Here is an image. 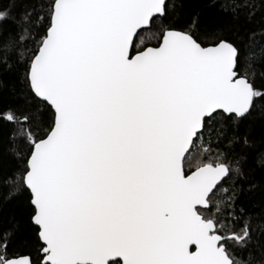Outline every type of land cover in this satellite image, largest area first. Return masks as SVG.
I'll list each match as a JSON object with an SVG mask.
<instances>
[{
    "label": "snow or ice",
    "instance_id": "6c2138e0",
    "mask_svg": "<svg viewBox=\"0 0 264 264\" xmlns=\"http://www.w3.org/2000/svg\"><path fill=\"white\" fill-rule=\"evenodd\" d=\"M13 8L0 73L23 68L39 106L0 107L19 161L0 201L27 194L36 250L10 251L0 225V264H264L240 127L264 101V48L152 33L166 0H12L0 21Z\"/></svg>",
    "mask_w": 264,
    "mask_h": 264
},
{
    "label": "trees",
    "instance_id": "16d2710c",
    "mask_svg": "<svg viewBox=\"0 0 264 264\" xmlns=\"http://www.w3.org/2000/svg\"><path fill=\"white\" fill-rule=\"evenodd\" d=\"M166 3L169 5L168 14L154 23L152 33L161 25H171L177 30L194 32L205 46L224 38L242 47L254 44L257 51L264 48V0H251L247 7L244 0H167ZM11 4L12 0H0V8H8ZM17 14V9L13 8L11 15L0 21V33L10 35L18 30ZM142 38L146 41L148 34L142 32L135 39L139 43ZM23 72V68L13 66L11 70L0 73V107L11 106L21 113L39 106L23 80ZM253 73L256 86L264 85V66L257 64ZM240 127L250 135V147L243 149L248 164L247 183L241 199L256 224L264 227V166L259 159L260 154L264 153V101L256 102L251 114L240 122ZM18 163L9 154L8 126L5 125L0 128V166L9 170ZM27 201L26 193L18 199L0 201V225L8 227L12 224L16 227V234L9 245L10 251H31L35 254V228L28 220ZM256 235H259V229Z\"/></svg>",
    "mask_w": 264,
    "mask_h": 264
},
{
    "label": "water",
    "instance_id": "95a60500",
    "mask_svg": "<svg viewBox=\"0 0 264 264\" xmlns=\"http://www.w3.org/2000/svg\"><path fill=\"white\" fill-rule=\"evenodd\" d=\"M166 2H167V0H166Z\"/></svg>",
    "mask_w": 264,
    "mask_h": 264
}]
</instances>
